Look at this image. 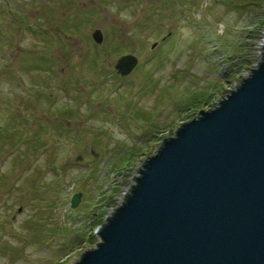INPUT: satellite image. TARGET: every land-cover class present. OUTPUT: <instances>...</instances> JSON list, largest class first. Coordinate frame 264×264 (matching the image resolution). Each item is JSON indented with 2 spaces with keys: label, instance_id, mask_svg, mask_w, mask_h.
I'll list each match as a JSON object with an SVG mask.
<instances>
[{
  "label": "rangeland",
  "instance_id": "rangeland-1",
  "mask_svg": "<svg viewBox=\"0 0 264 264\" xmlns=\"http://www.w3.org/2000/svg\"><path fill=\"white\" fill-rule=\"evenodd\" d=\"M263 33L264 0H0V264L94 247L142 158L248 75Z\"/></svg>",
  "mask_w": 264,
  "mask_h": 264
},
{
  "label": "water",
  "instance_id": "water-1",
  "mask_svg": "<svg viewBox=\"0 0 264 264\" xmlns=\"http://www.w3.org/2000/svg\"><path fill=\"white\" fill-rule=\"evenodd\" d=\"M91 35L101 43L100 28ZM137 62L126 53L115 68L125 75ZM255 63L159 138L100 240L71 264H264V33Z\"/></svg>",
  "mask_w": 264,
  "mask_h": 264
},
{
  "label": "trees",
  "instance_id": "trees-1",
  "mask_svg": "<svg viewBox=\"0 0 264 264\" xmlns=\"http://www.w3.org/2000/svg\"><path fill=\"white\" fill-rule=\"evenodd\" d=\"M70 112H65V113H63V115H66V114H69ZM91 234V235H90ZM89 235L91 236V237H87V240L89 241V242H91L93 239H95L94 237V233H91V231L89 232Z\"/></svg>",
  "mask_w": 264,
  "mask_h": 264
},
{
  "label": "bare ground",
  "instance_id": "bare-ground-1",
  "mask_svg": "<svg viewBox=\"0 0 264 264\" xmlns=\"http://www.w3.org/2000/svg\"><path fill=\"white\" fill-rule=\"evenodd\" d=\"M128 190H129V189H128ZM127 192H128V191H127ZM127 192H126V193H127ZM112 214H113V213H112ZM83 253H84V252H83ZM83 253H82V254H83Z\"/></svg>",
  "mask_w": 264,
  "mask_h": 264
}]
</instances>
